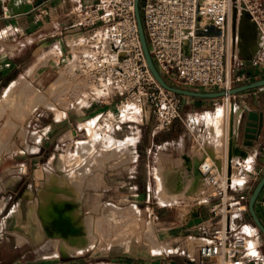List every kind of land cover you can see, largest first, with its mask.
Instances as JSON below:
<instances>
[{"label": "built area", "instance_id": "2783aa9c", "mask_svg": "<svg viewBox=\"0 0 264 264\" xmlns=\"http://www.w3.org/2000/svg\"><path fill=\"white\" fill-rule=\"evenodd\" d=\"M234 4L239 11L247 10L256 23L261 40L250 61L252 66L264 68V0H142V24L150 55L167 83L210 91H229L245 83L246 75L239 70L243 58L238 54V37H232ZM35 8L46 15L50 4L45 1ZM70 11L71 25L87 28V32L73 43L67 58L74 70L69 80L79 78L101 94L80 93L74 98L76 103L84 106L95 100L107 104L103 97L118 92V113L106 108L97 113L96 120L116 125L123 122L121 113L126 111L129 116H139L141 123L152 117L156 132L168 131L174 120L181 119V95L163 88L146 64L134 0H74ZM3 13L8 16L7 11ZM42 133L43 139L49 138ZM227 153L228 147L225 165L208 154L192 168L206 186L197 201L210 213L209 228L202 238L205 241L197 246L192 264H256L260 259L256 247L248 245L246 224L236 223L238 216L248 211L249 194L237 190L241 182L236 181L248 167L242 158L232 159L228 174ZM250 173L258 182L264 164Z\"/></svg>", "mask_w": 264, "mask_h": 264}, {"label": "rangeland", "instance_id": "374dc122", "mask_svg": "<svg viewBox=\"0 0 264 264\" xmlns=\"http://www.w3.org/2000/svg\"><path fill=\"white\" fill-rule=\"evenodd\" d=\"M85 1L89 2L91 0ZM141 4L142 0L139 1V11L143 22ZM82 30L85 33L87 32V28ZM77 37L80 38L81 35L76 36L75 39ZM34 63L35 66L31 69H28L27 66L22 67V73L19 74L13 90L6 92L9 87V85H6L7 83L0 85V176L3 177V182L6 184L4 194L7 203L0 214V221L7 220L6 226L0 232V254L4 251L8 260L17 255L19 259L14 264H52L53 260L44 259L37 252L41 248L53 247L62 251L60 255H69L67 253L71 251L78 252L72 255L134 254L150 258L151 264H158L159 260L162 264H192L190 255H192L195 246L193 242L187 239V233L191 229L186 225H182L180 219L186 205L192 202L193 197L176 191L177 182L183 180L184 176L180 169L174 168V165L163 164L165 159H169L170 156L166 155L159 145L153 146L149 154L145 156L148 136L146 132L136 128L141 123L140 117L129 116L126 111L124 113L120 112L122 115L120 119L125 125H134L133 130L125 131L127 127L120 124L122 125L121 130L125 131L124 135L134 137L133 141L131 138H125L128 140L125 144L127 147L129 144V148L138 153L137 160L130 164L133 171L129 179L131 183L128 186L133 187V194L116 197L110 195V190L107 194L99 195V197L90 194V192L83 189V184L87 183L95 186L94 176H88V174L93 171V164L97 165L96 158L108 156L114 152L125 153L128 148L126 145L119 148L115 144L109 145L107 137L112 135L110 133V123L106 120V124L101 126L103 123L101 119L95 121L94 117L88 119L87 128L84 125L80 126L77 135L74 137L68 135L70 139L66 141H61L57 135L50 136L49 134V138L43 139L42 130H38L39 127L36 124L47 121L48 118L53 117V114L51 115L50 112L47 116H40L37 114L39 111L52 108L56 113V118L62 120L63 107H81L74 100L77 95L85 92L95 95L101 94H98L96 89L86 85L79 78L70 77L69 80L68 75L74 71L73 62L68 63L66 58L56 66H53L50 62L48 63L47 59L36 60ZM115 97L117 99L111 103L109 102L108 107L113 114L119 111L116 108V102L120 97L118 92H116ZM109 99L103 97L107 104ZM88 101L96 103L95 100ZM222 102L220 100L217 104ZM97 104L107 105L101 102ZM223 107L225 108V106ZM211 116L203 115L199 117L201 124H198L196 132H199L200 135L204 134V127L208 129L207 120H210ZM221 116L224 120V114L217 115L218 118ZM217 129L223 133L222 128L217 127ZM196 132L190 136L191 141L198 136ZM36 136L37 138H35ZM69 141H72V146L67 149L68 152L60 150ZM80 141L84 144H79ZM56 154L58 163L52 166L59 167V169L69 167L61 175H55L50 168H47L48 166L45 163ZM10 155L13 159L21 156L32 163V168L27 171L26 179L23 178L21 182H9V176L5 175L6 172L10 171L4 170L9 166L8 162L10 160H4V158ZM36 156H40V159H37ZM65 156L70 157L66 160ZM37 161L39 163L35 165ZM75 162L76 164L73 166ZM43 166L46 167L43 168ZM15 168L18 167L12 169ZM40 172L41 179L39 181L38 174ZM38 181L41 184V187L38 188V194L42 201H44L45 195L50 190L54 191L60 198L82 199L88 210L83 218V224L87 220H90L91 223L90 227H85L84 224L87 236L86 244H76L71 247L72 245L70 246L63 238H49L42 231L40 219L36 214L37 198L29 201L28 211L26 202L23 200L20 203V217H7L18 198L24 197L25 185L27 186L31 182L38 183ZM53 183L60 184L62 188L55 189ZM78 185L79 187H77ZM66 187L69 189L67 190ZM86 198L89 200L85 201ZM24 199H26V196ZM117 201L120 203L118 208L110 204H115ZM99 204H101L100 210ZM1 206L2 203L0 204V210ZM98 210V214L93 213V218L91 212ZM203 215L205 216V213ZM15 220L21 222L23 226H16ZM31 221L37 224L36 229L34 223L29 226ZM26 222L27 224H25ZM247 232L250 234V231ZM24 236L27 241L25 242L24 239L23 242L25 243L17 247L15 245L17 238L19 243ZM124 239H131L128 246L116 241ZM125 241L128 242V240ZM200 241H205V239ZM154 242L161 245L157 252H154L152 247ZM0 264H5V260L1 259Z\"/></svg>", "mask_w": 264, "mask_h": 264}, {"label": "crops", "instance_id": "0c3cea01", "mask_svg": "<svg viewBox=\"0 0 264 264\" xmlns=\"http://www.w3.org/2000/svg\"><path fill=\"white\" fill-rule=\"evenodd\" d=\"M45 1L50 4V11L46 15H41L35 7L37 4ZM73 4L74 0H0V85L2 83H7L6 85L8 86L15 82L18 79L19 74L22 73V67L27 66L28 69H31L35 66L34 62L36 60L47 59L48 63L50 62V64L56 66L61 61H64L65 58H69L73 43L78 39V37L76 39L75 37L85 33L81 27L71 25L73 13H71L70 10ZM4 11H7L8 16L4 15ZM248 43L250 45L248 44L247 53H242L241 51L243 55L255 51L256 45L259 43V38L256 36V38ZM239 70L246 75L245 83L264 77V68L252 66L250 59H242V67H240ZM197 91L211 92L210 90L205 89H197ZM115 96V92L110 93V99L108 100L107 105L88 102L81 107H63L62 120L56 118L54 109H42L37 113L38 115L47 116L48 113L51 112L53 117L48 118L45 122L37 123L36 125L39 127L38 130H42V132H46L50 136L57 135L61 141H66L67 139H70V136L68 135H71V137L77 135L80 126L84 125L85 128H87L88 119L94 117L96 121L97 113L108 108L109 104L117 99ZM220 100L223 102L217 104ZM231 101L234 103L236 109L237 107L238 109L247 107L248 109L262 113V126L257 140L250 147H243L239 144L245 152V156L239 157V155H233L232 157L233 161H240V158H242V161L247 164L248 170L244 173L242 178L236 179V181L241 182L237 187V190H242L249 194L257 183L250 172L258 169L264 164V86L237 93L231 96ZM231 101L229 98L226 99L221 97H192L181 95V119L174 120L168 131L156 132L154 128V119L152 117L146 121V123H139V127H136L137 129L139 128L138 130L146 132L148 136V140H146L145 156L149 154V151L153 146L159 145L166 155L170 156L169 159H165L163 164L174 165V168L180 169L184 176L183 180L177 182L176 191L193 197L192 202H189L186 205L185 211L180 219L182 225H186L191 229L187 233V239L193 242L195 247L190 257L195 256L197 246L203 238V233L209 228L210 224L208 207L205 204L199 205V202L197 201L204 195L206 186L202 179L192 171V168L208 154L218 157L221 160L222 165H225L228 147L227 138L224 140L221 136L217 140L214 135L217 127L222 128L224 132V121L222 120V116L220 118L217 117L219 106L223 107L226 105V102L230 104L232 103ZM203 115L212 116L210 120H207L208 129L207 127H204V134L202 133L203 135H200L199 132H196V129L198 124H201L199 117ZM234 117H236L234 118L236 121L238 116L234 115ZM60 120L61 122L58 123ZM105 124L106 122H103L101 126H104ZM120 124L127 127L125 131L133 130L132 128L134 125H125L124 122H121L116 125H111L110 133L117 139L126 140L125 138H131L133 141V136L124 135L125 131L121 130L122 125ZM195 132L198 136L191 141L190 136ZM211 134L212 137H209ZM35 138H37V136ZM68 143H70V145H68ZM71 143L72 141L65 143V145H63L64 147L62 146L60 150L68 152L67 149L72 146ZM69 157L70 156H65L66 160H68ZM137 157L138 153L131 150L128 144V150L125 153L114 152L111 155L96 158L97 165L94 163L92 166L93 171L88 174V176H94L95 186L85 183L83 184V189L90 192V194L97 195L98 197L99 195L107 194L109 190L111 196L120 197L132 195L134 189L133 187L128 186L131 183L129 179L132 176L133 171L130 164L135 162ZM36 158L40 159V156H36ZM4 160H10L8 162L9 166L4 169L10 170L5 173L6 176H9V182H21L23 178L26 179L27 171L32 168V163L23 159L21 156L13 159L10 155L6 156ZM38 163L39 162L37 161L35 165H38ZM45 163L48 166L47 168H50L55 175L64 174L69 168L66 166L64 169H59V167L52 166L57 164V154ZM75 164L76 162L73 166ZM13 167L18 168L12 169ZM44 167L46 166H43V168ZM190 167L191 170L189 169ZM41 172L38 174L39 181L41 179ZM110 180L112 181L110 182ZM39 181L38 183L31 182L29 185H25L24 197L26 196V199L22 196L18 198L7 217H20V203L24 200L27 204L28 211L29 201L37 198L38 205L36 207V214L40 219L42 231L47 235L46 227L39 214L40 208L45 207L51 200L53 202L60 200L70 201L72 203L70 206L73 222L81 228L82 232L81 234L74 235V237L77 238L75 244L67 242L70 245L86 244L87 236L83 224V218L88 210L84 206L82 199L60 198L54 191L50 190V192L45 195L44 201H42L38 194V188L41 187ZM5 186L6 184L3 182V177L0 176V204L2 203L0 214L7 204L4 194ZM28 189L30 190L29 192ZM66 189L68 190L69 188L66 187ZM33 193H35V195H33ZM178 202L180 201L178 200ZM110 204L112 206H117L118 208V204L120 203L117 201L115 203L116 205L113 203ZM192 205L196 207V213L189 217L188 212ZM100 207L101 204H99V210ZM255 209L258 217L264 224V187H262L257 197ZM99 210L91 212L93 218V213L98 214ZM203 213H205V216ZM15 221L16 226H23L18 220ZM6 222V219L0 221V232L3 227L6 226ZM32 223L34 222L31 221L29 226H31ZM192 223L193 225L191 226ZM236 223L246 224L244 229L250 231L252 245L256 247L260 254V259L256 261V264H264V236L252 222L248 211L241 213L238 216ZM34 224L36 225V229L37 224ZM47 236L53 239L56 238L50 235ZM58 238L60 237H57V239ZM125 240H128V242ZM26 241L27 239L25 237V242ZM116 241L128 246L131 239ZM25 242L19 244L17 238L15 245L20 247ZM145 244L147 245L146 241ZM60 252L62 251H59L58 248L55 249L50 247L48 249L41 248L37 253L44 259L53 260L54 262L52 264H151L150 258L148 259L144 255H72L78 253L77 251L67 253L69 255H60ZM1 259L5 260V264H14L19 258L16 255L14 258L12 257L8 260L6 253L3 251L0 254V261ZM158 264H162L161 260L158 261Z\"/></svg>", "mask_w": 264, "mask_h": 264}, {"label": "water", "instance_id": "95a60500", "mask_svg": "<svg viewBox=\"0 0 264 264\" xmlns=\"http://www.w3.org/2000/svg\"><path fill=\"white\" fill-rule=\"evenodd\" d=\"M139 1L140 0H134V11H135L138 35H139L142 51L145 57L146 64L148 65L152 75L163 88L169 91H172L174 93L185 95V96L224 97L226 95L233 96L237 93H241V92H244L250 89L259 88V87L264 86V77L250 81V82L243 83L236 87H233L229 91H224V90L211 91V92L197 91V90H191V89H185V88L172 86L169 83H167L162 77V75L159 73L150 55V51L148 48V44L146 41L143 24H142V20L140 16ZM246 21L251 22L252 26L255 29V32L258 33L256 23L252 20L251 14L245 9H240L239 11L236 4H234L232 7L231 28H232L233 40H235L236 35L238 37L237 48L239 47L238 45L239 42L242 40L241 32H242V29L245 28L244 25ZM258 47H259V43L256 45V49L254 53L249 54V55H242V53L238 49V54L243 59H250L254 56V54L258 50ZM235 125H236V131L233 135L229 133V139H228V153H227L228 174L231 173V160L233 159L230 153V145L232 144V142H234L241 150H242L241 146L243 147L252 146L254 142L257 140L260 130H261L262 113L255 111V110L248 109L247 107L238 109V119ZM195 174H197L196 168H195ZM263 186H264V174L258 180L251 194L249 195L247 207H248V213L250 215L252 222L257 227V229L261 232V234L264 236V224L261 222L260 218L258 217L257 212L254 207L257 197ZM71 204L72 203L67 200H60L57 202H53L51 200L49 204H47L45 207L40 208L39 214L44 223V226L46 227L45 229H46L47 235L54 236V237H60L68 241L70 244H75L77 238H75L74 235L81 234L82 231H81V228L75 225L73 222V216L71 213L72 210L70 206Z\"/></svg>", "mask_w": 264, "mask_h": 264}, {"label": "bare ground", "instance_id": "6f19581e", "mask_svg": "<svg viewBox=\"0 0 264 264\" xmlns=\"http://www.w3.org/2000/svg\"><path fill=\"white\" fill-rule=\"evenodd\" d=\"M235 22V21H234ZM244 27L245 28H243L242 29V32H241V35H242V40L239 42V47H238V49H239V51L241 52L242 51V53H247V51H248V42H251L254 38H256V36L259 38V42H260V40H261V36H260V34L259 33H256L255 32V29H254V27L252 26V23L251 22H249V21H246L245 22V25H244ZM255 41V40H254ZM258 44V43H257ZM250 45V44H249ZM254 45V44H253ZM254 49V48H253ZM250 50V49H249ZM251 51V50H250ZM254 53V52H253ZM250 54H252V53H250ZM243 55V54H242ZM247 55H249V54H247ZM16 82V81H15ZM15 82H13V83H11L10 85H9V87L7 88V90H6V92H9V91H11V90H13V88L15 87ZM7 94H9V93H7ZM38 97V96H37ZM228 97V95H226V99H228L227 98ZM227 103V105H225V108L224 107H222V106H220L219 107V109H218V112H217V115H220V114H224V116H223V121H224V132L222 133V131L221 130H216V133H215V135H214V137H215V139H219L221 136L223 137V139L225 140L226 138H228V136H229V133L230 134H234L235 133V131H236V122H237V120L235 121V119L234 118H236V117H234V115H237L238 116V107H237V109L235 108V105L233 104V103H230V104H228V102H226ZM238 119V118H237ZM93 136H95V135H93ZM209 137H212V134L211 135H209ZM108 142H109V145H112V144H115V145H117L118 146V148L119 147H123V146H125L126 144V142L128 141L127 139L126 140H120V139H117V138H115L114 136H112V135H108ZM92 139V138H91ZM83 142H79V144H82ZM84 144V143H83ZM217 144V143H216ZM98 145V144H97ZM116 146V147H117ZM126 147H127V145H126ZM28 148V147H27ZM128 148V147H127ZM126 148V149H127ZM85 149V148H84ZM88 150V149H87ZM82 153V152H81ZM230 153H231V155H232V157H233V155H239V157L240 156H245V153L234 143V142H232V144L230 145ZM82 155V154H81ZM89 155V154H88ZM60 159V158H59ZM58 159V160H59ZM80 160H81V158H80ZM58 163V162H57ZM102 163V162H101ZM63 168V167H62ZM159 179V178H158ZM159 181V180H158ZM67 185V184H66ZM82 185V184H81ZM53 187L55 188V189H61L62 188V186L60 185V184H57V183H53ZM56 187H58V188H56ZM77 187H79V185L77 186ZM79 190V189H78ZM58 191V190H57ZM82 191V190H81ZM28 192H29V189H28ZM88 192V191H87ZM89 199L88 198H86V200L85 201H88ZM173 200V199H172ZM164 202H165V200H164ZM171 202V201H170ZM98 203V202H97ZM90 208V207H89ZM196 213V207L195 206H191V209H190V211L188 212V216L190 217L191 215H193V214H195ZM91 217V216H90ZM89 217V218H90ZM93 219V218H92ZM92 221V220H91ZM25 224H27V222L25 223ZM85 227H90V225H91V223H90V220H87V221H85ZM38 227V226H37ZM40 227V226H39ZM91 229V228H90ZM38 230V229H37ZM40 231V230H39ZM88 231V230H87ZM37 233V232H36ZM38 234H39V232H38ZM35 236H36V234H35ZM38 236V235H37ZM24 237H22L21 239H20V241H19V243L21 244V243H23V241H24ZM66 244H67V242H66ZM65 244V245H66ZM248 245H251L252 247H254L253 245H252V242H251V240H250V238H248ZM71 246V245H70ZM74 245H72L71 247H73ZM154 249V252H157V251H159L158 249H160L161 248V245L158 243V242H154L153 243V246H152ZM152 250V251H153ZM255 250V249H254Z\"/></svg>", "mask_w": 264, "mask_h": 264}, {"label": "trees", "instance_id": "16d2710c", "mask_svg": "<svg viewBox=\"0 0 264 264\" xmlns=\"http://www.w3.org/2000/svg\"><path fill=\"white\" fill-rule=\"evenodd\" d=\"M254 207H255V205H254ZM256 210V209H255Z\"/></svg>", "mask_w": 264, "mask_h": 264}]
</instances>
